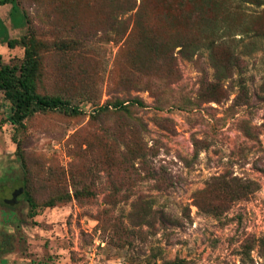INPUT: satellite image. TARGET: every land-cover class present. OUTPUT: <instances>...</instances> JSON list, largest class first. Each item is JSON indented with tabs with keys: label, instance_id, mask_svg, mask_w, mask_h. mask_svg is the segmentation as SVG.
<instances>
[{
	"label": "rangeland",
	"instance_id": "obj_1",
	"mask_svg": "<svg viewBox=\"0 0 264 264\" xmlns=\"http://www.w3.org/2000/svg\"><path fill=\"white\" fill-rule=\"evenodd\" d=\"M17 3L77 111L16 126L0 91V264H264V0Z\"/></svg>",
	"mask_w": 264,
	"mask_h": 264
},
{
	"label": "trees",
	"instance_id": "obj_2",
	"mask_svg": "<svg viewBox=\"0 0 264 264\" xmlns=\"http://www.w3.org/2000/svg\"><path fill=\"white\" fill-rule=\"evenodd\" d=\"M127 9L124 12L132 10L130 0H124ZM9 4L11 11L9 13L11 25L14 29L24 27L27 24L25 15L21 13L17 0H0V6ZM123 12V13H124ZM144 38L140 41L143 42ZM151 46L165 59H172L174 49L179 48V52L190 59L194 53L187 41L176 43L166 50L168 44L159 40H149ZM0 44H5L8 49H14L16 46L23 48V60L19 64H4L0 56V91L6 101L11 104L12 116L9 121L21 126L22 122L36 112L43 111H59L74 114L77 109L71 107L69 102L60 97L40 96L37 93V82L40 71V59L38 55V44L36 37L29 30L20 39V41L9 39L8 31L0 19ZM65 47L62 44L60 48ZM132 103L142 106L138 100ZM114 107H122V104L114 105Z\"/></svg>",
	"mask_w": 264,
	"mask_h": 264
},
{
	"label": "water",
	"instance_id": "obj_3",
	"mask_svg": "<svg viewBox=\"0 0 264 264\" xmlns=\"http://www.w3.org/2000/svg\"><path fill=\"white\" fill-rule=\"evenodd\" d=\"M22 192V187H19L17 190H15L11 195V202L10 204L13 205L17 202L16 197Z\"/></svg>",
	"mask_w": 264,
	"mask_h": 264
}]
</instances>
